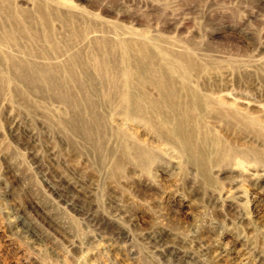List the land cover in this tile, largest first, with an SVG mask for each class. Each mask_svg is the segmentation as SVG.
Segmentation results:
<instances>
[{
  "label": "rangeland",
  "instance_id": "374dc122",
  "mask_svg": "<svg viewBox=\"0 0 264 264\" xmlns=\"http://www.w3.org/2000/svg\"><path fill=\"white\" fill-rule=\"evenodd\" d=\"M3 3L12 17L4 13V25L21 33L0 43V264H264V0ZM50 29L58 47L81 52L97 83L107 58L92 54L99 41H108L120 71L126 55L131 67L146 47L152 67L175 78L181 92L186 86L239 109V123L205 109L193 120L198 133L245 154L212 150L203 174L175 140V121H129L115 107L102 147L69 131L71 109L47 84L36 92L8 66L40 61L34 53L54 45L45 37ZM124 140L149 155L139 162L121 150Z\"/></svg>",
  "mask_w": 264,
  "mask_h": 264
},
{
  "label": "bare ground",
  "instance_id": "6f19581e",
  "mask_svg": "<svg viewBox=\"0 0 264 264\" xmlns=\"http://www.w3.org/2000/svg\"><path fill=\"white\" fill-rule=\"evenodd\" d=\"M38 11L41 18L47 21V18L42 14L43 10L38 9ZM4 13L9 14V18L12 19L9 9L4 6L3 0H0V43L4 41L15 43L19 39L17 35L21 33L20 29H17L14 23L5 26L4 21H2ZM26 28L31 27L27 26ZM33 34V36H38V33ZM39 36L44 38V35L40 33ZM45 37L48 43H54V45L42 54H40L42 50L34 53L40 61L29 60L23 62L13 60L9 61L8 66L10 70H14L15 76L20 78L22 82L35 84L36 87L33 90L36 92L43 91L38 84L41 82L47 84L49 87L47 93L57 95L61 102L71 109L72 118L64 123L69 131L84 134L83 137L87 135L91 137L89 140L96 137L99 146L102 147L104 143L103 131L107 122L106 114L109 112L108 109L115 107L119 109L121 116L129 121L138 118L152 125L158 123L159 120H162L165 124H172L175 121L176 124L172 125L171 130L176 136L175 140L180 144L184 155L203 174L206 171L208 162L213 160L212 150H216L219 155L221 153L230 155L245 154L226 142L211 138L208 136L210 135L209 132H206L207 136L202 131L198 133L197 123L193 120L195 112L205 109L207 115H215L224 124L228 123L227 120L230 118L239 123L237 121L239 120V109L232 107L229 103L214 102L208 93L200 94L197 90H190L189 88L186 90V86L183 88L184 92H181L182 90L177 86L175 78H171L161 69L152 67L151 55L147 50L144 51V49H147L146 47H138L143 50L145 55L141 60L129 63L131 67L127 66L130 57L126 55L125 68L120 71L112 68L114 65H111L109 55L112 47H109L108 41L104 43L99 41L102 44L100 46L101 50L99 52L98 50L94 51L92 54L99 59L107 58L106 62L99 64L100 67L98 66L99 68L95 69L101 77V82L98 81L99 83H97V79L91 71V65L89 66L81 52L64 51L63 48L58 47L60 43L57 45L53 41L51 29L48 30ZM123 44L126 47H123V49L131 53L134 46L130 45L128 41ZM15 46H17V42ZM26 53L30 57L33 55V51H27ZM66 53L70 54L68 59H62L61 63L54 62V56L61 57ZM164 54L167 53L164 52ZM129 62H131V59ZM175 66L173 68L179 71L180 68L184 67V64L177 61ZM63 73L70 77L74 86L71 83L66 84L67 80L64 83L63 78L59 75H63ZM183 75L185 74L183 73ZM190 79L191 77L188 75L182 77L185 83H188ZM197 135L199 136L198 140L196 139ZM121 136L123 139L128 138L127 133ZM120 148L122 151H133L139 162H143L144 157L146 158L149 155L146 152L147 148H144L143 151L138 146L131 145L125 140L120 143ZM121 164L122 161L118 158L114 166Z\"/></svg>",
  "mask_w": 264,
  "mask_h": 264
}]
</instances>
